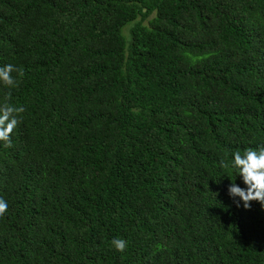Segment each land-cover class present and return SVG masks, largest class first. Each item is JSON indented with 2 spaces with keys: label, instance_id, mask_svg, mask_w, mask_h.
<instances>
[{
  "label": "trees",
  "instance_id": "obj_1",
  "mask_svg": "<svg viewBox=\"0 0 264 264\" xmlns=\"http://www.w3.org/2000/svg\"><path fill=\"white\" fill-rule=\"evenodd\" d=\"M5 64L0 264H264L228 191L264 146V0H0Z\"/></svg>",
  "mask_w": 264,
  "mask_h": 264
},
{
  "label": "clouds",
  "instance_id": "obj_2",
  "mask_svg": "<svg viewBox=\"0 0 264 264\" xmlns=\"http://www.w3.org/2000/svg\"><path fill=\"white\" fill-rule=\"evenodd\" d=\"M13 72L23 76V70L12 64L0 66V83L11 89L16 86L17 80L12 75ZM9 96L0 103V142L5 148L12 147V133L19 123L25 111L23 106H14L8 102ZM232 167L237 170V175L242 176L246 187H241L235 183L229 186V195L233 198L239 197L245 209L251 208L252 201H258L264 205V146L258 149H246L243 154L236 151L234 154ZM221 167L226 168L228 164L221 161ZM239 206V201H237ZM8 210V203L0 197V217H3ZM112 244L116 250L124 252L127 248V241L114 238Z\"/></svg>",
  "mask_w": 264,
  "mask_h": 264
},
{
  "label": "rangeland",
  "instance_id": "obj_3",
  "mask_svg": "<svg viewBox=\"0 0 264 264\" xmlns=\"http://www.w3.org/2000/svg\"><path fill=\"white\" fill-rule=\"evenodd\" d=\"M129 28H130V26H129V27L126 26V27L124 28L126 35H129Z\"/></svg>",
  "mask_w": 264,
  "mask_h": 264
}]
</instances>
